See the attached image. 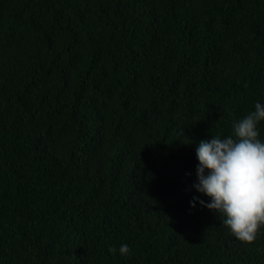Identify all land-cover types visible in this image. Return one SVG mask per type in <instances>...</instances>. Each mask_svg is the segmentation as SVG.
I'll use <instances>...</instances> for the list:
<instances>
[{
    "label": "trees",
    "instance_id": "1",
    "mask_svg": "<svg viewBox=\"0 0 264 264\" xmlns=\"http://www.w3.org/2000/svg\"><path fill=\"white\" fill-rule=\"evenodd\" d=\"M258 100L264 0H0V264H264L190 204Z\"/></svg>",
    "mask_w": 264,
    "mask_h": 264
},
{
    "label": "clouds",
    "instance_id": "2",
    "mask_svg": "<svg viewBox=\"0 0 264 264\" xmlns=\"http://www.w3.org/2000/svg\"><path fill=\"white\" fill-rule=\"evenodd\" d=\"M264 121V103L259 100L243 118L233 121L227 136H213L196 144V192L190 204L201 206L224 217L221 222L229 234L241 242H251L264 228V140L258 124ZM109 251L121 257L131 254L128 244Z\"/></svg>",
    "mask_w": 264,
    "mask_h": 264
}]
</instances>
